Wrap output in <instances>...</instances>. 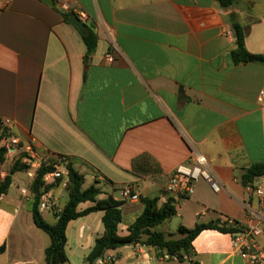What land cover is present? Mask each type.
Instances as JSON below:
<instances>
[{
	"label": "crops",
	"instance_id": "1",
	"mask_svg": "<svg viewBox=\"0 0 264 264\" xmlns=\"http://www.w3.org/2000/svg\"><path fill=\"white\" fill-rule=\"evenodd\" d=\"M58 2L66 12L88 14L85 23L97 44L87 57L79 31L54 7L11 0L0 9V118L12 120L21 142L31 141L34 156L50 163L64 156L82 174V188L100 189L97 198L122 200L119 235L142 212V197H156L158 206L171 198L166 185L175 166L198 154L220 190L199 178L191 195L175 203L174 221L171 216L164 222L177 228L224 219L241 227L253 223L257 201L240 176L264 161V103L256 100L264 62L235 64L229 53L237 22L246 50L264 56V0H237L229 8L214 0ZM8 158L1 178L12 165ZM31 180L25 171L14 172L0 197V264H46L49 241L20 194ZM126 186L140 199L123 200ZM40 213L44 219L50 214ZM49 216L52 221L45 220L53 224ZM101 217L102 211H94L68 223L65 263L88 264L87 254L104 230ZM257 240L264 247V235ZM77 250L81 255L74 259L69 252ZM104 254L116 257L112 264H244L233 236L215 229L200 231L181 259L139 243Z\"/></svg>",
	"mask_w": 264,
	"mask_h": 264
},
{
	"label": "trees",
	"instance_id": "2",
	"mask_svg": "<svg viewBox=\"0 0 264 264\" xmlns=\"http://www.w3.org/2000/svg\"><path fill=\"white\" fill-rule=\"evenodd\" d=\"M220 7L229 8L236 3L237 0H214ZM71 12H61L64 20ZM87 26V25H86ZM235 33V47L230 51L229 55L233 63L247 62H264V56L260 54H252L248 52L243 42V32L241 26L237 22H233ZM85 45V57L93 52L97 44V34L87 26L86 32L80 34ZM18 160V159H17ZM5 161V149L0 147V166ZM27 165L18 161H14L8 173L0 177V197L5 194L11 183V174L16 171H25ZM66 168L69 176V183L65 190L67 191V200L61 207V210L53 224L48 223L41 215L38 209L39 197L42 192L41 179L43 175L54 169L53 165L42 162L36 169L34 177L30 182V200L28 201L29 211L31 213L34 225L44 232L49 239L47 246L44 248V261L46 264H60L67 260L65 252L66 243V227L68 223L80 216L86 215L94 211H102L101 221L103 224V233L94 240L93 247L87 254L88 264H94L97 258L102 256L108 249H115L125 245L143 244L163 250L168 257L182 258L183 254H190L191 241L194 237L204 229H215L220 232L230 233L231 235L239 232L242 227L237 222L231 225H225L219 220L208 222H196L194 227L185 228L178 226L177 232L179 237L166 238L164 234L155 228L169 219L175 214V206L171 198H168L160 206L157 205V198L142 197V212L128 226L127 234L119 235L117 232L118 224L121 221V205L122 200H116L111 195L104 198H97L100 189L91 184L86 188H82L83 176L76 171L70 163L67 162ZM264 174V161L255 162L246 167L241 176V183L251 185L254 178ZM60 178L53 183L48 184L45 188L50 189L56 187L60 182ZM91 202L92 204L83 210L78 209V205L82 202ZM4 250V245H0V253ZM191 264H197L192 262Z\"/></svg>",
	"mask_w": 264,
	"mask_h": 264
},
{
	"label": "built area",
	"instance_id": "3",
	"mask_svg": "<svg viewBox=\"0 0 264 264\" xmlns=\"http://www.w3.org/2000/svg\"><path fill=\"white\" fill-rule=\"evenodd\" d=\"M59 0H57L58 2ZM11 0H0V9L7 7ZM59 3V2H58ZM76 16L83 22L88 19V14L83 9L75 11ZM106 60L111 62L113 56L111 53L106 55ZM256 100L258 103H264V84L257 92ZM12 120L3 117L0 118V147L5 149V157L11 156L19 160L20 163L27 165L25 170L28 177H34L36 169L42 162L53 165L54 169L45 173L41 179L42 192L39 197V211L52 214L55 218L59 214L61 207L57 204V198L54 195V188L46 189L45 187L53 183L56 179H61L56 187L65 189L69 183L68 171L66 168L67 159L64 156L54 157L52 163L48 162L46 156H34L32 142L24 144L12 130ZM199 178L204 179L214 192L220 190V184L213 173L210 171L207 161L203 155H195L194 159L188 163L177 164L166 185V191L169 193L173 204L181 199L189 197L193 192V184ZM29 185L20 187V194L30 200ZM247 191L254 195L257 201V219L233 234V246L244 264H264V247L258 243V237L264 235V174L254 178L251 185H246ZM123 200H139L137 193L132 188L126 186L121 191ZM225 225L235 223L232 219H224ZM168 257V256H167ZM186 257V256H185ZM116 260L114 255L103 254L96 259L98 264H112Z\"/></svg>",
	"mask_w": 264,
	"mask_h": 264
},
{
	"label": "rangeland",
	"instance_id": "4",
	"mask_svg": "<svg viewBox=\"0 0 264 264\" xmlns=\"http://www.w3.org/2000/svg\"><path fill=\"white\" fill-rule=\"evenodd\" d=\"M9 159V158H6V160ZM12 160V164L14 163V161H18L15 157ZM23 172H21L22 174ZM88 179L85 181L83 187H86L88 186ZM57 191L59 192V197L57 199V204L58 206H61L67 199V192L65 189H62L61 187L57 188ZM51 215V214H49ZM46 216L45 215V219L48 220V221H52V216ZM175 216L171 217V220L174 218ZM174 221V219L172 220ZM34 227V226H33ZM158 228L161 230V231H164L165 233H170L171 235H169L170 237H176L178 232H177V225L175 224V222H170V221H166L160 225H158ZM40 233H42V235L45 237V239L47 240V242L49 241L48 239V236L42 232L41 230H38ZM27 235L28 237H30V232L27 231ZM69 255H74V259H77V257L75 255H81L78 250L76 252H69ZM61 264H68V263H61Z\"/></svg>",
	"mask_w": 264,
	"mask_h": 264
},
{
	"label": "water",
	"instance_id": "5",
	"mask_svg": "<svg viewBox=\"0 0 264 264\" xmlns=\"http://www.w3.org/2000/svg\"><path fill=\"white\" fill-rule=\"evenodd\" d=\"M43 3L54 7L55 9L59 10L60 12H65V9L57 2V0H40ZM66 22L71 24L75 27L80 34H84L86 32L87 26L86 23L81 21L75 13H70L69 16L66 18Z\"/></svg>",
	"mask_w": 264,
	"mask_h": 264
}]
</instances>
